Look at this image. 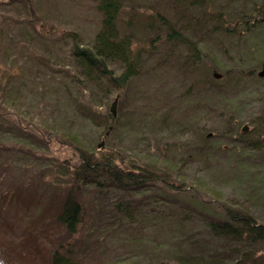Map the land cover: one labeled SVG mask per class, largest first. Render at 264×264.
I'll list each match as a JSON object with an SVG mask.
<instances>
[{"label": "rangeland", "instance_id": "obj_1", "mask_svg": "<svg viewBox=\"0 0 264 264\" xmlns=\"http://www.w3.org/2000/svg\"><path fill=\"white\" fill-rule=\"evenodd\" d=\"M123 2L124 10L119 23L120 30L124 34L133 35L135 52L140 57V73L133 80L128 91L125 103L128 112L124 113L123 124L119 126L124 130L115 133V135L110 132L106 145L117 147V151L123 153L124 161L121 162L123 165H128L125 168L129 167L130 162L139 156L160 164L158 169L161 173L167 171L166 168L160 169L161 167L174 166V171L180 178L196 180L205 177L207 180L213 173L214 182L209 184L215 188L207 186V192L213 194L211 190L214 189L215 192L220 193L222 208L245 207L260 222L264 223V145L253 147L252 142H247L255 138L256 133L252 132L242 137L246 143L239 142L234 138L241 136V128L244 125H249L252 130L253 117L257 118L264 112V77L249 78L239 73L229 75L227 73L230 69H236L249 74L251 69L258 65L256 62L260 63L259 70L264 69V63L257 61L258 54L264 49H262L264 46V0H214V4L208 8L212 14L206 16L211 17L206 25L204 20L197 22L194 20V15L203 16L206 13V9H204L206 7L201 6L203 9L198 10L192 0H123ZM97 5L95 0H0V20L2 19L0 26L4 31V39L0 43L3 48L0 60L8 50L7 42L13 36V32L12 43L18 45L21 38L18 32L21 26L10 25L11 18H16L18 14L23 16L22 12L25 11L31 15L35 12L37 15L35 20L41 36L34 34V48L29 50L26 46L22 47L23 57L19 54H12V57L8 58V63L18 72V82L22 81L28 90L37 91V87L40 90L41 83L37 79L40 65L37 63V58L30 59V51H39L44 46L45 53L52 50L55 52L53 55H56L59 48L66 45L65 40L72 41V37H65V33L73 31L79 33L82 41L90 42L101 23ZM218 13L222 14L215 17ZM232 13L235 14L232 15ZM161 16L167 19V25L163 23ZM236 16L238 22L231 24ZM169 24L177 29H184L182 33L185 38L189 37L197 44L203 58L197 67L183 68V58H189L191 54L182 40L166 39ZM198 25H205V27L200 29L197 27ZM192 27L197 28L193 31ZM250 27L256 28L255 34L251 31L248 32L247 29ZM41 28L44 29V34ZM232 28L236 29V33L231 32ZM22 33L24 34V31ZM162 36H164L163 40ZM156 37L161 38L156 41ZM52 58L55 59L54 56ZM49 65L51 64L49 63ZM1 66L6 68L7 65ZM114 68L117 70L119 66H114ZM214 70L224 75L223 80L213 78ZM52 76L50 72H44L42 79L46 86L49 87L48 82L56 84L59 82L58 84L62 86L60 77H56V79ZM30 84H33L35 89H32ZM102 89L98 91L99 96H103L107 91V87ZM110 89L112 90L110 93L115 90L111 87ZM118 93L120 95V92ZM52 101L53 107L62 105V110H65V106L68 104L65 94L52 97ZM164 106H167L171 111V122L174 129L166 128L160 122L162 115L154 114L156 109ZM207 107H212L215 112L217 109L219 115L223 111L222 117L206 120L207 124L211 123V128L214 127L216 147L208 161L197 156V153L187 158L189 150L182 143L183 134H177L174 131L180 125L185 126L187 131L191 127L194 128L196 124H204L203 122L208 118H205V115L213 117L215 114L209 112ZM144 111H147L150 116H145ZM227 112L234 114L235 117H229ZM233 124L236 128L240 125L238 131L230 132ZM79 126L82 131L77 132H81L80 136L86 143L96 141L99 144L95 128L83 123ZM260 130L262 129L256 131ZM143 138H145L144 141ZM39 144L42 145V143ZM200 145L201 142L195 146L200 147ZM137 148L141 150L138 151ZM124 149L133 153V156L125 153ZM162 151H166L167 155V164L164 166L158 157ZM20 153L21 151L16 155L12 154L11 159L15 156L18 158ZM44 153L53 158L47 159L43 156L52 162H59L66 153L78 155L70 144L59 139L53 142L49 150H45ZM40 154H43L42 150ZM11 159L8 158V163H3L5 166L9 165L10 170L13 169L7 178L0 167V189L5 188L4 179L12 187H19L20 183L24 185L26 182L27 187L23 193L25 198L29 192V184L37 185L39 188H37L38 194L35 200L38 202L33 203L37 207H32L24 204V199L20 202L15 199L0 210V220L3 223L0 230V249L3 248L2 244L5 241H10L16 246V239L21 236L30 219L36 216L35 214L41 209L54 185L67 180L59 174V169L55 168L45 173L44 177H40V168L43 172L42 168L45 166H39L35 162V157L25 159V162L30 164L29 167H26V163L20 160L15 164ZM207 163L212 164V167L206 170ZM244 167L248 168L245 173H243ZM60 169L62 168L60 167ZM32 178H36L34 184L31 181ZM206 180L203 179L205 183ZM154 182L155 180L150 184ZM44 189L46 190L45 196L40 194ZM83 189V193L78 196L83 204V224L80 231L85 226L88 229L82 239L85 240L84 246L89 257L79 251L80 246H76L74 249L83 255L86 264H115L117 260H126L134 253L133 257L137 258L138 264H156L161 260H172V254L176 249L167 245L168 243L164 239L170 238L168 232L173 221L169 220V217L161 220L157 218L158 203L155 199V192H146L141 194L139 199H135L131 194L97 189L90 185L84 186ZM100 191L103 193L100 198H97ZM118 195L123 196L122 200L127 206L132 210L136 207L137 211L134 218L126 222L127 231L120 240L108 237L107 231L102 227H106L108 218L102 214L101 210ZM182 201L187 203L188 197L183 196ZM184 206L187 207L185 204ZM174 207L173 203L171 208ZM139 213H146L143 214L145 219L138 215ZM114 217L113 222L120 223V217L117 214H114ZM177 221L181 223V220ZM177 221L173 222V228ZM188 221L190 223L187 225L189 229L187 232L193 229L192 226L196 227V231H202L199 217L196 216L193 220L189 217ZM9 222H13L15 226L13 230L7 228ZM101 223L104 224L101 226ZM54 231L51 237L58 244H61V239L63 243L66 239L73 238L72 235L66 238L62 236V238L59 230ZM139 237L142 242H139ZM98 239L103 241V245L91 250L86 241H97ZM201 242L205 249L217 253L231 252L238 245L228 240H211L210 237L202 238ZM37 245L40 250L37 253V258L27 253L29 247L24 249L18 246L16 247L17 251L25 250L22 252L23 256H16V253L13 252V262L10 264H40L42 254L46 258L49 257L52 243L45 236L39 235ZM163 246L168 247L164 249ZM258 247L262 248V245L258 244ZM235 251H241V245ZM257 253L263 255V252ZM236 259L241 264H256L252 261L244 262L245 256L242 254L236 255Z\"/></svg>", "mask_w": 264, "mask_h": 264}, {"label": "trees", "instance_id": "obj_2", "mask_svg": "<svg viewBox=\"0 0 264 264\" xmlns=\"http://www.w3.org/2000/svg\"><path fill=\"white\" fill-rule=\"evenodd\" d=\"M95 1L98 4L97 9L101 15V23L100 28H98L94 37L92 36L90 42L82 41L83 39L79 33L73 31L65 33V37H72V41L65 40L67 42L66 45L56 55H53L55 52L52 50L45 53L46 48L44 46L39 51H30V59L37 58V63L40 65L37 79L41 83V88L38 90L39 88L37 87V91L28 90L24 87L22 81L18 82V72L8 63V58L12 57V54H19V56L23 57L24 50H22V47L26 46L29 50L34 48L33 35L39 34L41 36L40 29L37 27V21L35 20L37 15L35 12L31 15L28 11H25L22 12L23 16L18 14L16 18H11L12 22L10 25H13V27L21 26V29L18 30L21 38L18 45L12 43L13 32V36L7 42L8 50L5 51L3 59L1 58L0 60V163H2L0 167L2 173L7 178L8 173L13 171V169L10 170L9 165L5 166L3 163H8V158H11L10 152L16 146L23 150H29L33 155H36L39 150H49L51 144L59 139L63 140V142L65 141L66 144H70L78 155L74 156L73 154L69 155V153H66L63 159H60L54 165H51V161L47 160L53 158L46 155V166L42 168L44 171H40L39 174L44 176L52 168L61 170V167V176L67 178V180L62 183L58 182L54 186L49 196L46 197L47 199L41 206V209L35 214L36 216L30 219L22 231L21 241L16 246L11 244L10 241H5L2 244L3 248L0 249V260L3 258L7 263V260L12 259L11 253L13 252L16 253V256H23L22 252L25 250L17 251L16 247L18 246L24 249L29 247L27 253L37 258L36 240L39 235L48 236L54 242L55 239L51 237V234L54 230H59L61 237L66 238L72 235L73 238L66 239L63 243L61 239L59 249L53 252L50 259L41 257L40 264H86L80 252L89 257L84 246L85 240L82 239L88 229L85 226L80 231L83 224V205L77 194V191L85 184L92 185L97 189L119 190L127 194H130V192L145 193L153 191L156 193L157 201L164 204L175 202L178 208H181L182 203H184L182 201L183 196L185 198L188 197L187 203L193 206L191 208V215L196 214L201 218L203 231H196V227L194 226L193 229H190V232H187V225L184 223H178L176 227L170 228V238L164 239V241L168 243L167 245L175 246V249H177L176 254L172 261L161 260L157 264H241L236 259V255L240 256L241 254L245 256L244 262L252 261L256 264H264V223L260 222L245 207L238 206L235 209L231 207L227 209L222 208L220 193L215 192L214 189L211 190L213 194L211 192L208 194L207 192L208 189L206 187L213 186L209 184L214 182L213 173L207 180L205 177L189 180L184 177L180 178L176 171H174V166H168L169 170L167 171L169 172L164 171L167 174L161 175V172L152 166L156 165L159 167L160 164L153 161L150 168L149 166L142 167L141 173L144 176L140 177V172L137 170L138 167L132 161L130 162L131 165L125 168L128 165H123L121 162L124 161L123 153L117 151V147L106 145L104 149H98L96 141L86 143L80 136L81 132H77L79 130L82 131V128L79 126L82 123L90 125L96 129L98 141L100 142L104 139V133L109 125L113 124L114 131H117L119 126L123 124L124 113L128 112L125 103L128 98L130 85L140 73V57L135 52L133 35L130 33L124 34L120 30L119 23L124 10L122 5L124 3L123 0ZM213 1L192 0L194 5H197L198 10L203 9L201 6L206 7L204 8L206 9V13L203 16L194 15L196 22L204 20L206 25L211 19V17L206 16L212 14L208 8L214 4ZM221 14L218 13L215 17ZM234 14L232 13V15ZM161 20L167 25L168 21L165 17L161 16ZM236 22H238L237 16L235 20L231 21V24H235ZM28 25H31V27H28ZM205 25H198L197 27L202 29ZM23 27H25L24 30ZM197 27H192V30H196L195 28ZM255 29V27H250L247 30L255 34ZM235 30V28H232L231 32L236 33ZM22 31H24V34ZM41 31L44 34L43 28H41ZM182 31L184 29H177L172 24H169L166 39L168 38L172 41L182 40L186 44L184 46L189 49L191 55L189 58H183L182 65L184 69L197 67L203 59L199 53V48L189 37L185 38ZM160 38L156 37L155 40L159 41ZM3 39L4 31L0 26V43H2ZM1 51H3V48L0 46V53ZM258 58V62L262 61L264 63V49L258 54ZM59 60L61 62H58ZM256 64L258 65L252 68L249 74L236 69H230L227 73L228 75L239 73L249 78L260 77V70L258 68L260 63L256 62ZM1 65L7 66L3 68ZM114 66H119V68L116 70ZM44 72H50L53 76L60 77L62 86L58 84L59 82L57 84L48 82L49 87H47L42 79ZM30 86L32 89H35L33 84H30ZM105 87H107V91L103 96H99L98 90ZM110 87L115 88L112 93H110L112 91ZM116 92H123V94L119 100V118L114 119L110 115L108 107L114 99ZM64 94L67 95L68 101L65 110H62V105L53 107L51 105L53 103L52 97ZM168 109L167 106H164L163 108L156 109L154 114L162 115L160 122L166 128L170 127L174 129L171 122V111ZM207 109L209 112H214L213 117H216L213 118L205 115V118L208 117L205 119L206 123L203 122L204 124L202 125L196 124L194 128L191 127L187 131L185 126L180 125L174 131V133L183 134L182 143L187 146L189 157L197 153V156L208 159V156H211L212 151L216 147V135L214 137L204 135V131L207 128L214 131V127L211 128V123L207 124L206 120H215L222 117L223 111L219 115V113L217 114V109L216 112L212 107H207ZM144 114L147 117L150 116L147 111H144ZM11 118L14 119V123L11 122ZM252 123L253 128L262 129L255 134L256 138H254L252 146L264 145V112L257 118L253 117ZM25 126L28 127L32 134L30 138L31 146L29 148L25 145L27 141L23 138V132L18 130V127L24 129ZM236 130L238 128L234 127V124L231 125L230 132H235ZM115 133L113 134L115 135ZM144 140L145 138H143ZM139 142L142 141L139 140ZM199 142H201L200 147L195 146ZM39 143H42V145ZM175 143L177 144V142ZM165 153L166 151H162V154L158 156L163 166L167 164V155ZM131 155L133 156V153ZM210 167H212V164L207 163L206 170ZM247 170L248 168L244 167L243 173ZM51 175L57 178L56 175ZM35 179L32 178L31 180L33 184ZM203 179L206 180V183ZM154 180L153 184L148 183ZM167 183L169 186H167ZM204 183L205 187L203 186ZM3 184H5V188L0 189V210L15 199L19 202L24 199V204L37 207L33 205L35 201L38 202L35 200L38 194L37 188H39L37 185L29 184V192L27 197L24 198L23 193H25L27 187L26 182L24 185L20 183L19 187H12L4 179ZM45 191L44 189L40 194L45 196ZM102 193L100 191L97 198H100ZM122 198V195L116 196L109 201L106 207H102L101 209L102 214L108 218L106 227L102 226L104 223H101V226L107 231L106 233L109 238H118L117 240H120L121 236L127 231L126 220L137 214L135 211H132V215L130 208L126 206ZM175 213L179 214L177 209ZM114 214L120 217V223L115 224L113 222L115 218ZM180 214L183 216V221L188 220L183 213ZM158 215L159 218L162 217L160 213ZM2 224L0 220V230ZM7 228L13 230L15 228L13 222H9ZM203 236L210 237L211 240L233 241L238 245L231 252H213V250L205 249L202 246L200 238ZM138 240L142 242L140 237ZM86 242L91 250L103 245L101 239L97 241L87 240ZM258 244H261L262 248L258 247ZM240 245L241 251H235ZM74 246H80V252L76 251ZM166 247L168 246H163L164 249ZM257 252H263V255H258ZM133 256L130 257L131 259L117 260L115 264H138L137 258ZM228 258L230 259L228 260Z\"/></svg>", "mask_w": 264, "mask_h": 264}, {"label": "water", "instance_id": "obj_3", "mask_svg": "<svg viewBox=\"0 0 264 264\" xmlns=\"http://www.w3.org/2000/svg\"><path fill=\"white\" fill-rule=\"evenodd\" d=\"M215 77L219 78L220 74L216 73ZM117 104H118V99H115L114 102L111 104L110 112L112 113L113 116H116L117 114Z\"/></svg>", "mask_w": 264, "mask_h": 264}, {"label": "flooded vegetation", "instance_id": "obj_4", "mask_svg": "<svg viewBox=\"0 0 264 264\" xmlns=\"http://www.w3.org/2000/svg\"><path fill=\"white\" fill-rule=\"evenodd\" d=\"M243 131L241 132V136L239 137V136H237V140H239L240 142H242V140H243V138L242 137H244V136H246L247 134H249L250 133V130H248V128H246L245 130H244V128L242 129Z\"/></svg>", "mask_w": 264, "mask_h": 264}]
</instances>
